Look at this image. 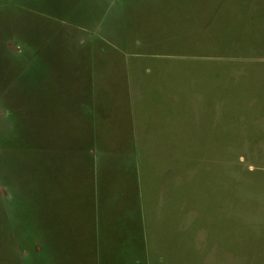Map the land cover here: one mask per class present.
Instances as JSON below:
<instances>
[{"label": "rangeland", "instance_id": "374dc122", "mask_svg": "<svg viewBox=\"0 0 264 264\" xmlns=\"http://www.w3.org/2000/svg\"><path fill=\"white\" fill-rule=\"evenodd\" d=\"M0 264H264V0H0Z\"/></svg>", "mask_w": 264, "mask_h": 264}, {"label": "crops", "instance_id": "0c3cea01", "mask_svg": "<svg viewBox=\"0 0 264 264\" xmlns=\"http://www.w3.org/2000/svg\"><path fill=\"white\" fill-rule=\"evenodd\" d=\"M90 157H92L93 158V160H94V157L92 156V154L91 155H89ZM127 159H129V158H127ZM95 163V162H94ZM133 165V164H132ZM134 167V166H133ZM136 170V169H135Z\"/></svg>", "mask_w": 264, "mask_h": 264}]
</instances>
